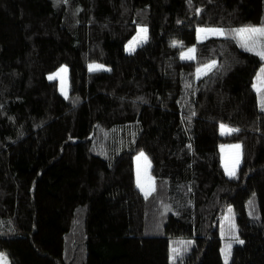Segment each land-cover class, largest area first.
<instances>
[{
	"label": "trees",
	"instance_id": "trees-1",
	"mask_svg": "<svg viewBox=\"0 0 264 264\" xmlns=\"http://www.w3.org/2000/svg\"><path fill=\"white\" fill-rule=\"evenodd\" d=\"M140 25L149 39L128 53ZM244 26H264V0H0V253L11 264H226L232 205L243 243L229 264H264V60L234 36L197 40L200 27ZM189 46L195 59H182ZM62 65L67 97L48 78ZM234 142L242 161L229 177L220 145Z\"/></svg>",
	"mask_w": 264,
	"mask_h": 264
},
{
	"label": "rangeland",
	"instance_id": "rangeland-1",
	"mask_svg": "<svg viewBox=\"0 0 264 264\" xmlns=\"http://www.w3.org/2000/svg\"><path fill=\"white\" fill-rule=\"evenodd\" d=\"M251 27H264V26H251ZM141 28H146L147 29V39L137 43L136 46H135V50L139 46L143 45L144 43H146L148 41V39H149V37H148V33H149L148 27L145 26V25L138 26L136 34L125 45V50L128 53H131V52L135 51V50L134 51H129L128 50V46H129L130 42H132L135 38L138 37ZM241 28H247V27H245V26L244 27H235V28L200 27V28H198V32H197V40L198 41H202V40H205V39H207L209 37L234 36V37L239 38L241 40V42H242V37L240 35H237V33H236V30L241 29ZM201 29H206V30L207 29H222L225 34L224 35H217V34H214L211 31L201 32L200 31ZM260 42L264 43V38H260ZM179 45H181V43H179ZM190 48H195V47L194 46H189L187 48L182 49L181 56H182V53H186L187 50L190 49ZM194 56H195V53H194ZM186 60H188V59H186ZM212 63L213 62H211L209 64H212ZM209 64H207V65H209ZM91 65H100V64L93 63ZM100 66H102L105 69L107 68V67H105L103 65H100ZM204 66H202L200 68H203ZM62 68L67 69V71L63 72V73H59V75L55 79H51V80H57L58 81L59 89H60L61 93L64 96L67 97V96L70 95L69 66L68 65H62L59 69H57L56 71L50 73L48 75V78L50 76H52L53 74L58 73L59 70L62 69ZM261 68H264V63H263ZM211 69H208V70H206L204 72L197 73V74L199 76H202V75L206 74ZM61 78H63V85H62V82H61ZM254 85L259 86L258 82H257V79H255ZM255 89H256V87H255ZM261 96H262V93H259V106H260L261 109H264L261 106ZM221 126H224V128L222 129ZM221 126H220V131H221L222 134H226V133L232 132V131H228L229 129L232 130L231 127H229V126H227L225 124H222ZM235 145H239L240 146L239 149H235L234 147H232V146H235ZM220 151H221V161H222V165H223V168L225 170L226 175L229 176V177H236L237 174H238V168H239L240 163L242 161V145H241V143H239V142L222 143L220 145ZM237 155H238V158H239V163L236 164V166H235V175L234 176L233 175H229L228 171H226V165H227L228 169L230 170L232 168V166H233V163H234ZM144 156L147 158L146 160L144 158H140L138 160L137 158L140 157V154H138L136 156V158H135L136 177L138 179V172H139L140 182H141V184H143L145 190H148L150 186H151V188L155 189V182H154V179L151 176V172H150L151 163L148 160V157H147V155L145 153H144ZM150 193H152V191H150ZM229 209L232 210L231 213L229 212ZM226 217H228L229 219L226 220L225 219ZM232 224L235 225V228L232 227ZM220 231H221V236H222V239H223L222 255H223V260H224L225 263H226V260H225V249H226V247L228 245H231L230 254L228 255V258H227V264H229L230 261H231V257H232L233 246L235 244H238L239 243L238 241L242 240L241 238H239V231H238V226H237V221H236V214H235V211H234V208H233L232 205H229L226 208V210L224 211V213H223V215L221 217V220H220ZM192 242H193V239H187V240L180 239L178 243H181V244L184 245V244H192ZM173 249H175L176 251H173ZM172 252L173 253H175V252L179 253L180 252V250L178 249V247L175 244H172ZM0 254H3V259H0V264H11V260H10L9 256L6 253H0Z\"/></svg>",
	"mask_w": 264,
	"mask_h": 264
},
{
	"label": "snow or ice",
	"instance_id": "snow-or-ice-1",
	"mask_svg": "<svg viewBox=\"0 0 264 264\" xmlns=\"http://www.w3.org/2000/svg\"><path fill=\"white\" fill-rule=\"evenodd\" d=\"M201 32H205V31H211L213 32L214 34H217V35H224L225 33L223 32L222 29H201L200 30ZM236 33L237 35H240L242 37V47H244L247 51H250V52H254L257 56H259L262 60H264V43H261L260 42V38H264V27H247V28H241V29H238L236 30ZM147 39V29L146 28H141L140 29V33L138 35L137 38H135L132 42L129 43V46H128V50L129 51H134L135 50V46L137 43L141 42V41H144ZM194 53H195V48H190L187 50L186 53H182V56L181 58L182 59H188V60H192V59H195V56H194ZM215 65V62L213 61L212 64H209V65H205L203 68H198L197 69V73H201V72H204L208 69H211L212 67H214ZM102 66L100 65H90L89 66V70L90 71H93V70H97L99 68H101ZM67 69L65 68H62L59 70L58 73L56 74H53L52 76L49 77V79H55L59 73H63V72H66ZM257 82H258V85H254V87H256V90L257 92H260L262 93V96H261V106L262 108H264V68H261L260 72L258 73L257 77ZM61 82H62V85H63V78H61ZM222 129L224 128V126H221ZM228 131H234V130H231L229 129ZM234 147L235 149H239V145H235V146H232ZM140 158H144L145 160L147 159L145 156H144V153L141 152L140 153V157H138L137 159L139 160ZM239 163V158H238V155L233 163V166L232 168L229 170L227 165H226V171H228V174L229 175H235V166L236 164ZM137 183H138V186L141 188L142 191H144V194L145 196L149 195L150 194V191H153L154 188H151V186L149 187L148 190H145L143 184H141L140 182V178H139V172H138V179H137ZM231 209H229V212L231 213ZM226 220L229 219L228 217L225 218ZM232 227L235 228V225L232 224ZM239 243H243L242 240L238 241ZM230 248H231V245H228L225 249V260H226V264H227V258H228V255L230 254ZM173 251H176L175 249H173ZM0 259H3V254H0Z\"/></svg>",
	"mask_w": 264,
	"mask_h": 264
}]
</instances>
